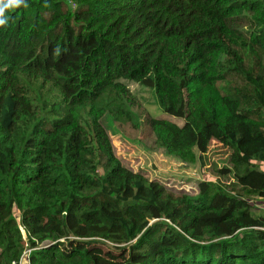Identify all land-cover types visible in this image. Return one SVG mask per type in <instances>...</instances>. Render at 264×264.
Masks as SVG:
<instances>
[{
	"label": "trees",
	"instance_id": "1",
	"mask_svg": "<svg viewBox=\"0 0 264 264\" xmlns=\"http://www.w3.org/2000/svg\"><path fill=\"white\" fill-rule=\"evenodd\" d=\"M4 15L0 264L26 249L25 264H264V0H24ZM125 82L181 122L143 120L168 155L201 162L215 140L248 173L196 196L154 189L102 124L141 123Z\"/></svg>",
	"mask_w": 264,
	"mask_h": 264
},
{
	"label": "rangeland",
	"instance_id": "2",
	"mask_svg": "<svg viewBox=\"0 0 264 264\" xmlns=\"http://www.w3.org/2000/svg\"><path fill=\"white\" fill-rule=\"evenodd\" d=\"M125 83L131 93L142 103L140 110H137L141 123L121 121L119 124L108 112L102 118V124L110 137L115 155L122 165L148 177L154 189L166 188L173 192L183 191L189 196H196V186L199 181L219 180L230 185L235 182V176L248 173L247 166L236 158L233 151L215 140L210 141L205 151L197 152V155L203 156L201 162L188 164L168 155L164 149L154 143L152 130L144 126L143 120L159 117L170 119L171 117L163 115V109L157 104L152 89L133 82ZM170 120L178 125L181 124L174 118ZM223 168L231 172L224 176L220 173ZM252 176L256 180H264V177L259 174ZM91 252H99L113 260L125 258L124 253H111L105 248H93Z\"/></svg>",
	"mask_w": 264,
	"mask_h": 264
},
{
	"label": "clouds",
	"instance_id": "3",
	"mask_svg": "<svg viewBox=\"0 0 264 264\" xmlns=\"http://www.w3.org/2000/svg\"><path fill=\"white\" fill-rule=\"evenodd\" d=\"M23 3L24 0H0V26H4L7 23V18L4 15L5 11L8 9H15Z\"/></svg>",
	"mask_w": 264,
	"mask_h": 264
},
{
	"label": "built area",
	"instance_id": "4",
	"mask_svg": "<svg viewBox=\"0 0 264 264\" xmlns=\"http://www.w3.org/2000/svg\"><path fill=\"white\" fill-rule=\"evenodd\" d=\"M31 250L26 249L20 259L17 262H13V264H25V262L28 261V256L30 254ZM28 264V263H27Z\"/></svg>",
	"mask_w": 264,
	"mask_h": 264
}]
</instances>
